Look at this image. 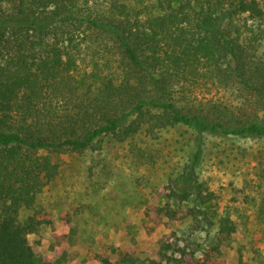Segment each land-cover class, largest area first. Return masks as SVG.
I'll list each match as a JSON object with an SVG mask.
<instances>
[{"label": "trees", "instance_id": "1", "mask_svg": "<svg viewBox=\"0 0 264 264\" xmlns=\"http://www.w3.org/2000/svg\"><path fill=\"white\" fill-rule=\"evenodd\" d=\"M175 128L264 138V0H0V264H51L37 261L28 236L52 223L34 207L58 175L56 155L107 136L148 146ZM200 159L197 146L158 188L166 201L147 205V234L185 216L193 232L212 225L173 206L214 202L194 172ZM22 210L32 214L20 220ZM216 226L202 251L171 233L150 264H225L235 225L226 215ZM89 255L146 264L132 248L117 249L116 262Z\"/></svg>", "mask_w": 264, "mask_h": 264}, {"label": "rangeland", "instance_id": "2", "mask_svg": "<svg viewBox=\"0 0 264 264\" xmlns=\"http://www.w3.org/2000/svg\"><path fill=\"white\" fill-rule=\"evenodd\" d=\"M136 143L107 136L80 153L54 157L58 175L43 186L34 207L38 217L52 223L28 236L37 261L49 256L65 264H95L89 254L103 252L116 262L117 249L132 248L150 264L159 242L171 233L196 250L214 245L218 219L227 215L235 232L221 248L225 264H264V138L218 137L175 128L164 132L159 143ZM197 146L201 159L194 172L215 200L201 206L191 198L173 206L183 212L197 208L200 218L205 214L212 225L202 223L193 232V222L185 216L147 234V205L166 201L158 197V188L191 165ZM140 151L146 156H139ZM31 214L22 210L20 220Z\"/></svg>", "mask_w": 264, "mask_h": 264}, {"label": "crops", "instance_id": "3", "mask_svg": "<svg viewBox=\"0 0 264 264\" xmlns=\"http://www.w3.org/2000/svg\"><path fill=\"white\" fill-rule=\"evenodd\" d=\"M43 243V242H42ZM34 251V250H33ZM35 253V252H34ZM45 257H49V256H45ZM43 257V258H45ZM51 259V257H49ZM43 260H38V262H41ZM51 261V264H65V260H50ZM67 261V260H66ZM91 262H94V261H91ZM95 263V262H94Z\"/></svg>", "mask_w": 264, "mask_h": 264}]
</instances>
